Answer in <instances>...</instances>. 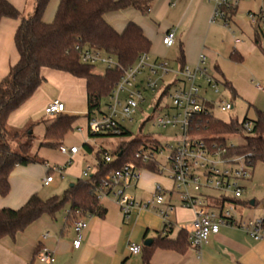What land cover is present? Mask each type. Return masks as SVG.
Segmentation results:
<instances>
[{
    "label": "crops",
    "instance_id": "1",
    "mask_svg": "<svg viewBox=\"0 0 264 264\" xmlns=\"http://www.w3.org/2000/svg\"><path fill=\"white\" fill-rule=\"evenodd\" d=\"M8 1L21 16L28 17L34 11L36 0ZM59 2L60 0L50 1L44 15L45 23L54 20ZM261 12L262 0H241L236 12L229 18V25L225 26L222 22H212L214 6L210 0H154L146 16L130 9L111 13L107 15L106 20L119 33L123 32L129 23L141 27L152 43L149 55L153 60H167L172 66V60L177 59L179 64L195 66L200 56L205 55L209 74L225 85L230 84L227 70L232 65L246 62L250 58L264 65V35L261 37V48L255 44L258 29L264 32V23L255 26L248 17V14ZM20 23L19 19H3L0 22V83L7 77L10 68L19 61L14 39ZM171 30L176 32L177 41L173 48L168 49L164 46L163 39ZM234 54L240 56L243 61L233 62L231 56ZM42 75L46 82L29 101L9 116L7 127L10 134L19 135L28 131L29 137L33 138L32 128L37 116L44 113L45 108L55 98V101H61L66 107L63 116L76 118L75 130L83 128L82 132H78L83 145L88 143L93 147L87 129L86 81L49 69H44ZM230 85L234 88L233 84ZM49 87L56 89L55 95ZM232 92L236 94L234 89ZM76 105L82 108L79 113L74 110ZM51 119L53 122L46 127V131L57 117ZM48 142L53 145L58 143L59 146L63 144L59 143L61 141ZM9 143L11 145L12 142ZM70 162L66 165L69 168L65 170V174L76 180L83 179L82 173L85 169H82V166L86 162V156L81 155L79 151ZM74 162L81 168L78 173L74 172ZM32 165L19 166L11 174L9 195L5 198L0 196L1 209L17 210L23 207L31 196L36 194L41 197L45 187L43 181L48 175L44 176L43 167L38 171V168ZM88 166L95 172L93 165ZM163 176L143 171L141 179L132 185L128 193L137 203L142 204L153 199L156 185L163 187L166 203L176 207L175 212L170 215L174 228L168 235H163V222L156 212L150 209H134L130 217L125 219L114 198L108 197L101 200V205L107 210L105 218L90 214H70L71 207L68 205L56 218L44 216L15 239H2L0 264H43L37 258L43 247L53 251L55 264H143L142 254L133 255L129 251L131 245L143 247L145 241L151 239L154 246L161 236L167 241L177 242L182 232L189 235L193 231L196 219L194 210L181 205L169 177ZM54 183L55 179L51 185ZM78 220L84 221L87 228L82 232L80 248L75 249L74 224ZM181 249L183 251L155 247L151 263L264 264V241H255L243 230L231 226H223L219 234L212 236L201 250L189 246Z\"/></svg>",
    "mask_w": 264,
    "mask_h": 264
},
{
    "label": "trees",
    "instance_id": "2",
    "mask_svg": "<svg viewBox=\"0 0 264 264\" xmlns=\"http://www.w3.org/2000/svg\"><path fill=\"white\" fill-rule=\"evenodd\" d=\"M51 0H36L34 11L28 17L8 1L0 0V22L3 19H19L20 26L15 34V47L19 55L18 63L11 67L6 78L0 83V196L9 195L10 176L19 167L36 163L33 158L15 152L9 143L10 132L7 127L9 116L31 99L46 79L44 69L67 73L77 79L86 81L87 89V122L93 116L104 112L116 85L122 78L124 70L135 66L139 58L149 54L152 43L144 35L143 30L135 23H129L121 33L116 31L106 20L107 15L130 9L139 11L146 16L154 0H60L54 20L44 22V15ZM255 44L261 48V37L264 32L257 31ZM98 51L104 56L116 60L118 68L108 69L105 74L94 72L95 65L82 62L86 51ZM231 60L240 63L243 59L236 54ZM181 67L184 64H180ZM180 67V68H181ZM225 86L233 91L230 84ZM105 107V108H106ZM76 118L60 115L46 131L47 141H61L64 136L75 130ZM248 119L242 123L232 120L229 123L218 120L210 115H200L193 121V131L202 135L209 144L226 148V157H245L250 168L258 162L264 163V112L257 111L256 121L250 133L244 129ZM121 136L97 135L96 137H128V129ZM243 135V143L229 146L227 137ZM158 146L157 141L131 140L121 143L115 151L100 148L96 152L95 172L87 179H80L62 197L55 196L43 200L33 195L20 209L0 208V241L4 238L15 239L18 234L39 221L44 216L56 218L68 205L70 214H90L105 218L107 210L101 205L96 190L101 187L107 176L136 163V154L141 147ZM51 147L57 144H46ZM61 146V145H60ZM59 146V147H60ZM84 149L94 152L90 144ZM114 158V162L106 164L105 154ZM139 167L152 174H158V164H141ZM243 206L252 207L251 203L239 202ZM264 204V201H263ZM256 206V202L255 205ZM191 248L188 233L182 232L177 242L167 241L159 237L152 247L142 248L143 264H152L151 259L155 247L166 250L183 251Z\"/></svg>",
    "mask_w": 264,
    "mask_h": 264
},
{
    "label": "built area",
    "instance_id": "3",
    "mask_svg": "<svg viewBox=\"0 0 264 264\" xmlns=\"http://www.w3.org/2000/svg\"><path fill=\"white\" fill-rule=\"evenodd\" d=\"M214 6L212 22H222L229 25V18L237 10L241 0H210ZM251 23L255 26L264 23V0L260 14H248ZM177 36L174 30L169 31L163 44L171 49L176 45ZM82 62L88 65L105 64L108 69L118 68L114 59L104 56L98 51H86L82 55ZM172 77L171 80L168 78ZM223 84L211 76L207 69V57L201 55L195 66L184 65L178 70L174 69L167 60H153L149 54L142 55L137 64L124 70L119 83L110 98L109 105L102 114L93 116L87 122L88 133L91 136L114 135L121 136L126 128V123L133 122L135 116L147 102L146 94L155 96L154 102L157 110L168 109L159 116L155 126L160 129H177L182 138L177 145L171 147L160 141V145L141 147L136 154V163L124 166L122 169L107 176L96 190L99 200L113 197L125 219H128L134 209L156 212L163 222V235H168L174 225L170 215L176 210L172 204L166 203L165 191L161 185H156L154 197L146 203H137L128 193L133 184L142 177L139 165L158 164L159 176L165 175L169 168V179L174 185L181 205L189 210H194L196 219L193 231L189 233L191 248L201 250L208 244L212 236L219 234L223 226H231L246 232L255 241H264V216L255 220L243 221L236 217L235 210L242 201L247 189L243 186L252 178L250 166L245 157H226V148L209 144L202 136L193 131V121L197 116L210 115L216 109L215 103L209 101L202 92L213 91L219 94V85ZM259 89H262L258 86ZM165 100L169 105L163 104ZM222 112H230L235 106L226 100L221 101L218 107ZM66 107L59 100L51 102L45 108V115L58 117L64 114ZM254 127L252 121H247L244 129L250 133ZM82 132L83 128H77ZM156 141V140H154ZM169 151V156L165 153ZM62 155L73 158L79 153V148L60 146ZM71 160V159H70ZM106 164L114 162V158L105 154ZM166 163L163 166L162 163ZM71 163V162H70ZM93 168L88 166L82 173V178H89ZM60 176L64 169L51 170ZM54 182V177L49 174L43 181L45 187ZM215 191L221 196L206 194ZM243 206V205H242ZM80 212H77L79 215ZM87 224L78 220L74 224L76 239L73 243L79 249L82 242V232ZM142 246L131 245L129 251L133 255L142 253ZM38 260L43 264H55L56 259L52 250L41 248L37 254Z\"/></svg>",
    "mask_w": 264,
    "mask_h": 264
},
{
    "label": "rangeland",
    "instance_id": "4",
    "mask_svg": "<svg viewBox=\"0 0 264 264\" xmlns=\"http://www.w3.org/2000/svg\"><path fill=\"white\" fill-rule=\"evenodd\" d=\"M172 62L174 69L178 70L180 64L177 59L172 60ZM116 63V60H114V64ZM107 68L108 67L105 64L98 63L95 65L94 72L97 74H105ZM227 71V79L230 81H228L230 84H233L234 88H232L236 91L235 95L224 84L219 85V94L214 93L213 91H209L208 93H205L204 91L202 92L209 101L216 105L213 117L226 123H229L232 120L242 123L245 119H248V121H256L257 111H264V65L259 61L250 58L246 62L232 65ZM171 79L172 77L168 78V80ZM258 86H261L263 90H259ZM49 88L54 94L56 89L52 87ZM146 96L147 102L141 107V110L135 116V120L126 123V128L131 133V136H104L92 138L91 143L94 148L93 153L87 152V150L84 149L77 130L68 132L59 143H63L62 145L67 148H71L73 145L79 148L81 155L86 156V162L83 164L82 169H86L88 164L96 166V152L99 150L100 146L110 151H115L121 143L129 142L131 140H156L171 147L176 146L177 142L182 138L177 129L171 127L160 129L155 126V122L161 114L172 110H157L154 108L155 96L150 93L146 94ZM223 100L231 102L234 104L235 108L230 112H222L218 107ZM54 101L55 98L52 102ZM166 103L170 108V102L165 100L163 104ZM103 107L106 109V105ZM80 109H82L80 105H76L74 108L76 113H79ZM51 122H53L51 117L46 116L44 112L39 114L34 122V127L32 128L33 138L29 137L28 131L22 132L19 135L11 134L9 138L12 142L10 146L15 152L33 158L36 163L32 166L37 167L38 171L43 167L45 169L44 176L49 174L53 175L55 183L50 187H44V190L40 194L43 199H50L55 196L62 197L71 188V185H75L78 182L75 178H71L65 174V170L69 168L66 165L70 162L71 158L62 155L59 151V146L51 147L46 145L49 143L45 138L46 127H48ZM197 135L202 136L200 134ZM243 137V135L227 137L228 145L238 146L243 143ZM169 151L170 150L166 151V157L169 156ZM73 165L75 166L74 172L78 173L81 170L80 166L75 162ZM162 165L167 167L164 162ZM56 168L64 169L63 177L50 171V169L54 170ZM250 171L252 173V178L250 181L243 184L247 191L242 198V202L248 204L254 201L256 202V206L248 207L240 205L236 207L235 215L236 217L242 218L243 221L255 220L264 216V163L258 162L254 168H250ZM93 172L94 170H92V173H90L89 176L92 175ZM169 175L170 171L169 168H167L165 170V176L168 177ZM155 180L156 179H154V181ZM206 194L216 197L221 196L220 193L215 191H207Z\"/></svg>",
    "mask_w": 264,
    "mask_h": 264
},
{
    "label": "water",
    "instance_id": "5",
    "mask_svg": "<svg viewBox=\"0 0 264 264\" xmlns=\"http://www.w3.org/2000/svg\"><path fill=\"white\" fill-rule=\"evenodd\" d=\"M72 187H74V185H71V188ZM251 205L254 206L255 205V202L252 201L251 202ZM152 245H153V240H151V239L146 240L145 243H144V246L145 247H151Z\"/></svg>",
    "mask_w": 264,
    "mask_h": 264
}]
</instances>
